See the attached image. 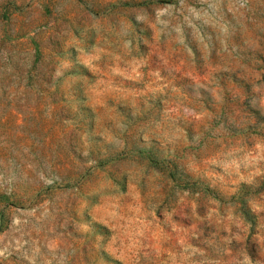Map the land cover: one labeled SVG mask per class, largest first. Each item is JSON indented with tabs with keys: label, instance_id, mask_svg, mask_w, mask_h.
<instances>
[{
	"label": "rangeland",
	"instance_id": "rangeland-1",
	"mask_svg": "<svg viewBox=\"0 0 264 264\" xmlns=\"http://www.w3.org/2000/svg\"><path fill=\"white\" fill-rule=\"evenodd\" d=\"M0 264H264V0H0Z\"/></svg>",
	"mask_w": 264,
	"mask_h": 264
}]
</instances>
